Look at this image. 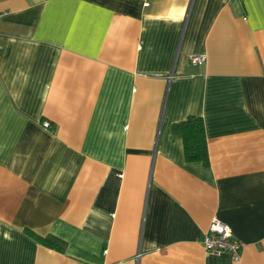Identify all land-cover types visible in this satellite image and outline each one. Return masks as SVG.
Masks as SVG:
<instances>
[{"label":"crops","instance_id":"1","mask_svg":"<svg viewBox=\"0 0 264 264\" xmlns=\"http://www.w3.org/2000/svg\"><path fill=\"white\" fill-rule=\"evenodd\" d=\"M0 264H264V0H0Z\"/></svg>","mask_w":264,"mask_h":264},{"label":"trees","instance_id":"2","mask_svg":"<svg viewBox=\"0 0 264 264\" xmlns=\"http://www.w3.org/2000/svg\"><path fill=\"white\" fill-rule=\"evenodd\" d=\"M173 134L179 136L183 142L184 159L187 162H202L208 165V151L204 123L200 116L190 115L186 119L173 124ZM33 237L42 244L63 251L65 241L60 238L47 235L45 237L35 235L29 232Z\"/></svg>","mask_w":264,"mask_h":264},{"label":"built area","instance_id":"3","mask_svg":"<svg viewBox=\"0 0 264 264\" xmlns=\"http://www.w3.org/2000/svg\"><path fill=\"white\" fill-rule=\"evenodd\" d=\"M189 62L193 65H201L205 62V56L203 55H191ZM45 127L49 125V122L45 121L43 124ZM203 246L206 251L211 253H219L222 251H229L233 259L239 258L240 242L233 235L230 227L217 219H214L202 239Z\"/></svg>","mask_w":264,"mask_h":264}]
</instances>
